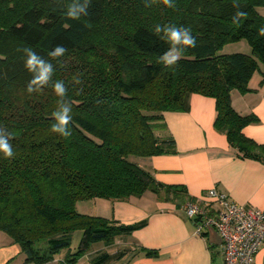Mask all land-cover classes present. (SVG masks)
<instances>
[{"label": "trees", "instance_id": "obj_1", "mask_svg": "<svg viewBox=\"0 0 264 264\" xmlns=\"http://www.w3.org/2000/svg\"><path fill=\"white\" fill-rule=\"evenodd\" d=\"M71 2L0 0V128L12 133L15 152L11 160L0 155V231L27 264L49 262L63 250L59 264H77L95 244L111 245L145 225L81 214L76 204L139 197L149 190L160 194L163 185L130 158L174 152V142L160 140L155 131L164 112L186 110L189 94L213 98L215 130L242 157L264 161V145L243 134L257 118L241 116L231 104V92H250V79L264 65V37L257 34L264 26L259 12L264 0H238L247 13L239 24L232 23L233 0H174L175 9L160 0L147 7L146 0H91L90 15L78 20L65 15ZM157 24L190 28L196 39L197 47L187 49L173 68L159 63L169 45L154 33ZM239 40L248 43L250 54L219 53ZM57 45L67 49L58 60L49 56ZM24 48L53 64V81L65 82L70 137L50 131L58 100L51 84L27 93L32 74ZM75 230L82 237L70 252ZM109 258L103 252L91 264Z\"/></svg>", "mask_w": 264, "mask_h": 264}, {"label": "crops", "instance_id": "obj_2", "mask_svg": "<svg viewBox=\"0 0 264 264\" xmlns=\"http://www.w3.org/2000/svg\"><path fill=\"white\" fill-rule=\"evenodd\" d=\"M264 16V7L260 8ZM251 90L231 92V104L241 116L252 115L257 121L247 125L243 134L264 145V68L260 66L248 83ZM162 126L155 134L160 140H172L173 151L136 161L157 184L160 194L146 191L128 199H93L81 214L115 220L124 225L145 222L131 233L122 234L113 244H95L77 264H91L96 255H110L104 264H224L221 238L211 227L195 234V226L185 213L188 203L182 187L193 202L211 207L207 194L216 189L238 205L264 210V161L242 157L231 147L224 134L214 128L215 100L192 93L186 98V110L164 112ZM173 187V192L168 188ZM78 212V211H77ZM80 213V212H79ZM141 249L154 251L157 258L146 257ZM54 258L43 264H59ZM0 264H27L20 248L0 231ZM253 264H264V245Z\"/></svg>", "mask_w": 264, "mask_h": 264}, {"label": "clouds", "instance_id": "obj_3", "mask_svg": "<svg viewBox=\"0 0 264 264\" xmlns=\"http://www.w3.org/2000/svg\"><path fill=\"white\" fill-rule=\"evenodd\" d=\"M156 0H146L145 6H151ZM160 2L167 8L175 9L177 5L174 0H160ZM91 0H72L68 5L65 13L70 20H78L82 16L88 17L90 15L88 8ZM233 8L237 9L232 17L233 24H239L241 19L247 15L242 10L238 0H233ZM155 34H158L161 39L165 40L169 47L159 56V63L166 68H173L181 59L184 52L189 48H196L197 42L192 35V30L176 24H157L153 29ZM264 37V26L260 27L257 33ZM66 47L57 45L49 52V56L53 59H59L64 56ZM25 55V68L32 74L31 79L27 84L26 91L28 94L40 92L49 84H51L55 95L58 97L57 108L52 113L54 123L51 124L50 131L62 138L71 136L70 123L72 120V105L66 99L68 95V88L62 80L53 81L54 66L49 61L38 55L31 48L22 49ZM75 83L79 84L77 79ZM82 91V89H81ZM12 133L5 128H0V155L5 160H11L15 157L13 145L10 142Z\"/></svg>", "mask_w": 264, "mask_h": 264}, {"label": "built area", "instance_id": "obj_4", "mask_svg": "<svg viewBox=\"0 0 264 264\" xmlns=\"http://www.w3.org/2000/svg\"><path fill=\"white\" fill-rule=\"evenodd\" d=\"M211 209L188 202L185 213L202 236L211 227L221 238L220 252L224 264H253L260 246L264 245V210L244 207L231 202L224 193L208 192Z\"/></svg>", "mask_w": 264, "mask_h": 264}, {"label": "rangeland", "instance_id": "obj_5", "mask_svg": "<svg viewBox=\"0 0 264 264\" xmlns=\"http://www.w3.org/2000/svg\"><path fill=\"white\" fill-rule=\"evenodd\" d=\"M233 52H239L244 54H250V47L248 43L245 40H239L238 42L227 44L222 48V50L219 53H233ZM261 67L264 68V65L261 64ZM131 160L140 161L141 158H130ZM85 204H78L77 211L82 213L86 211ZM82 237V231L81 230H75L71 234V245H70V252H75L78 244L80 242V239ZM41 248L46 247V244L43 242L40 244ZM67 254V250L61 251L58 255H56V258L64 259Z\"/></svg>", "mask_w": 264, "mask_h": 264}]
</instances>
